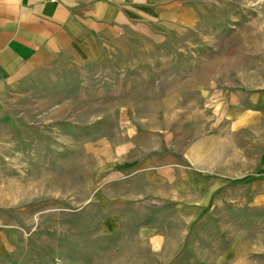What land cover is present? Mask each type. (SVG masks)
Returning <instances> with one entry per match:
<instances>
[{"label":"rangeland","instance_id":"1","mask_svg":"<svg viewBox=\"0 0 264 264\" xmlns=\"http://www.w3.org/2000/svg\"><path fill=\"white\" fill-rule=\"evenodd\" d=\"M189 7L105 68L49 70L5 101L0 264H264V0ZM227 103L249 115L237 143L260 170L205 172L209 203L186 218L203 194L181 163L220 158L228 141L201 142L225 136ZM171 162L173 183L142 168Z\"/></svg>","mask_w":264,"mask_h":264},{"label":"crops","instance_id":"2","mask_svg":"<svg viewBox=\"0 0 264 264\" xmlns=\"http://www.w3.org/2000/svg\"><path fill=\"white\" fill-rule=\"evenodd\" d=\"M189 4L190 0H0V116L5 101L13 99L20 86L42 83L49 70L56 75L54 69L60 74L62 69L105 68L122 46L153 36L165 25L178 26L181 16L194 18ZM223 113L229 120L225 136L211 135L201 142L228 141L209 168L184 159L182 165L171 162L164 170L150 163L142 167L150 166L173 183L178 179L177 169L190 165L193 190L203 194V201L181 208L186 218H195L209 203L210 195L201 183L205 172L237 180L260 170L259 149L246 146L244 151L237 143L247 140L242 131L249 115L243 106L228 103Z\"/></svg>","mask_w":264,"mask_h":264}]
</instances>
